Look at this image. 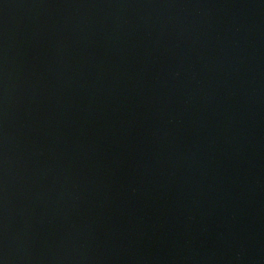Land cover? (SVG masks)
I'll return each mask as SVG.
<instances>
[{
	"label": "water",
	"instance_id": "1",
	"mask_svg": "<svg viewBox=\"0 0 264 264\" xmlns=\"http://www.w3.org/2000/svg\"><path fill=\"white\" fill-rule=\"evenodd\" d=\"M0 264H264V0H0Z\"/></svg>",
	"mask_w": 264,
	"mask_h": 264
}]
</instances>
